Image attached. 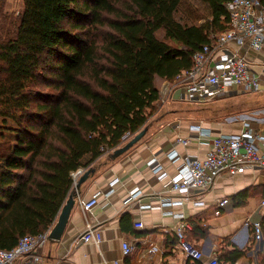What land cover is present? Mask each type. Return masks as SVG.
Listing matches in <instances>:
<instances>
[{
  "label": "trees",
  "instance_id": "1",
  "mask_svg": "<svg viewBox=\"0 0 264 264\" xmlns=\"http://www.w3.org/2000/svg\"><path fill=\"white\" fill-rule=\"evenodd\" d=\"M184 1L190 5L178 15ZM227 1L21 0L17 12L0 3V134L26 137L24 147L0 141V248L48 232L60 205L51 210L57 198L39 197L53 168L65 170L70 192L72 171L90 170L147 127L161 105L158 80L174 82L195 51L228 29ZM82 154L90 158L74 162ZM246 197L238 192L235 205ZM206 227L193 220L186 240L199 248L192 240ZM248 249L224 237L213 257L233 264Z\"/></svg>",
  "mask_w": 264,
  "mask_h": 264
},
{
  "label": "crops",
  "instance_id": "2",
  "mask_svg": "<svg viewBox=\"0 0 264 264\" xmlns=\"http://www.w3.org/2000/svg\"><path fill=\"white\" fill-rule=\"evenodd\" d=\"M264 2V0H262ZM229 50L239 49L235 42L227 44ZM248 60L251 70L258 76L261 87L250 91L257 95V108L252 111L233 110L227 114V120L210 121L195 120L183 117L178 107L172 104L164 110L162 105L166 97L171 93L177 99L181 97V89L178 84L160 79V107L149 119L147 130L133 146L115 159L109 156H101L91 163L90 173L79 187H71L75 191V202L70 211L67 223L59 239H48L40 249L44 256V264H114L115 260L122 264H180L182 251L178 244H171L174 235L173 226L180 220L176 214H182L188 223L186 230H193V220L201 219L207 233L200 238L192 240L203 251L204 260L213 257L219 251L224 237L238 248L249 249L244 256L233 264H264V226L260 239L253 237L251 223L259 220L264 225V206L260 200L264 197V167L247 166L242 172L229 176L223 172L213 185L206 191H196L187 199H180V195L167 191V178L160 179L153 172L148 161L155 157L168 176L176 172L185 155L202 156L208 148L206 142L197 138V132L189 126L191 123H201L204 128L211 130L212 135L218 133H239L244 129V119L251 121L252 127L259 130L258 144L264 148V40L259 49L244 46L239 49ZM159 83V82H158ZM177 87L175 90L169 88ZM242 89H234L231 97L242 96ZM179 95V96H178ZM229 96V95H228ZM182 98V97H181ZM242 102V100L240 101ZM256 110V111H255ZM255 111V112H253ZM253 113H255L253 115ZM250 117V118H249ZM8 125L13 126L12 121ZM3 127V126H2ZM0 141L8 140L14 146L24 147L26 137L22 136L19 142L16 133L2 131ZM1 133V130H0ZM9 134V138H7ZM189 137L186 144L179 143L178 138ZM175 150L178 157L171 158L169 153ZM17 156L22 155L16 152ZM74 155V151H73ZM173 157V156H172ZM74 162H86L89 154L73 157ZM5 164L8 160L3 161ZM58 162L63 164V157H58ZM16 163L12 166L18 170ZM113 191L106 196L112 181ZM68 178L63 168H53L48 184L41 193L39 199L45 195H53L57 198L51 204L50 209L57 206L58 212L48 229L52 231L61 206L66 202ZM138 190V196L130 195ZM247 190L248 197L243 205H235L234 195ZM97 194L104 208L98 216H85L80 207V201ZM170 196L174 203L170 207H159V199ZM221 198L228 201L222 206L217 205ZM150 205V207L148 206ZM91 222L101 233V241L96 244L79 242L77 239L83 233L86 222ZM192 220V222H191ZM136 223H142L137 227ZM185 230V231H186ZM129 241L133 245L130 255L122 254L121 244ZM151 244L157 245V252L149 251ZM219 264H227V262Z\"/></svg>",
  "mask_w": 264,
  "mask_h": 264
},
{
  "label": "built area",
  "instance_id": "3",
  "mask_svg": "<svg viewBox=\"0 0 264 264\" xmlns=\"http://www.w3.org/2000/svg\"><path fill=\"white\" fill-rule=\"evenodd\" d=\"M225 6L228 12V29L216 37L214 43L205 44L200 50L195 51L192 67L179 72L175 77L174 81L181 89L182 99L203 102L224 97L235 88L253 91L261 87L258 76L253 73L248 60L239 49L244 46L254 49L261 47L264 40V2L262 0H229ZM230 42H235L239 49L229 50L227 44ZM262 90L264 91V84ZM250 121L248 118L244 119V129L239 133L216 135H212L211 130L204 128L201 123H191L189 126L197 132L199 141L208 144L202 156L181 157L176 172L170 176L155 157L151 158L148 164L160 179L167 178V191L180 195V199H187L196 191H206L223 172L233 176L242 172L247 166L264 167V148L257 141L260 137L259 130L252 127ZM177 141L186 144L189 142V137L178 138ZM169 156L174 158L178 157V154L173 149ZM83 172V168H78L70 173L74 185ZM115 181L113 180L110 184L109 190L105 193L106 196L112 193ZM136 196H138V190L130 195L131 198ZM159 200L157 205L162 208L170 207L175 201L168 195ZM227 201V198H221L217 201V205L222 206ZM260 204L264 206V197L260 200ZM80 207L85 216L94 217L102 213L104 208L97 194L81 200ZM176 216L180 221L173 226V232L182 251L180 264L203 259V251L186 240L185 230L188 223L183 219V215L176 214ZM251 225L254 237L260 239L262 237L261 222L256 220ZM136 226L141 227L142 223H136ZM48 235V232L26 234L13 248H0V264H44V256L40 249L47 243ZM90 241L98 244L101 241V233L87 220L86 227L77 239V243ZM121 249L122 254L128 256L133 251V245L129 241H123ZM158 250L157 245L151 244L149 251L157 252ZM114 264L122 263L115 260ZM203 264H218V261L216 257H209Z\"/></svg>",
  "mask_w": 264,
  "mask_h": 264
},
{
  "label": "rangeland",
  "instance_id": "4",
  "mask_svg": "<svg viewBox=\"0 0 264 264\" xmlns=\"http://www.w3.org/2000/svg\"><path fill=\"white\" fill-rule=\"evenodd\" d=\"M20 2L21 0H0V3H3L4 5V9L9 12H17V10L20 7ZM192 4L194 8L204 11L199 3L193 2ZM189 5L190 4L187 1H184L183 2L184 7H182V9L179 10L178 15H180L181 12L184 11V9L187 10ZM204 13H206V11H204ZM202 21H204V18H201L199 20V22H202ZM158 35L160 37H163L164 31L160 30ZM158 82H159L158 84L160 85L161 82L160 81ZM171 87H172V84L169 85V88ZM176 88H177L176 86L172 87L173 90H175ZM245 92H250V91H245ZM228 95L224 97H217L215 99H211L208 101L194 102V101L182 99L181 97L180 98L178 97L177 99H175L174 97H172V94L170 93L166 97L165 102L162 105V108L164 110L166 107H169L172 104H175L178 107L179 113H181L183 117H189V118L199 120V121H202V120L220 121V120H227V114H230V112L233 110L252 111L253 109L257 108V106L259 105L256 101L257 95L251 92L243 93L242 96H239L236 98L231 97L230 93ZM241 100L242 102H240ZM254 114L255 113H253V115ZM0 123H1V119H0ZM8 123L11 124V122H8ZM0 128H3V127L0 126ZM9 137H10L9 134H7V138ZM58 157H62V156L60 155ZM104 157H107V155H104Z\"/></svg>",
  "mask_w": 264,
  "mask_h": 264
},
{
  "label": "water",
  "instance_id": "5",
  "mask_svg": "<svg viewBox=\"0 0 264 264\" xmlns=\"http://www.w3.org/2000/svg\"><path fill=\"white\" fill-rule=\"evenodd\" d=\"M147 127L143 128L141 131L136 133L132 138H130L125 144L122 146L116 148L113 150L109 157L111 159H115L119 155L123 154L125 151H127L131 146H133L138 140L141 139V137L144 135L146 132ZM91 170V169H90ZM90 170H86L83 172V174L79 177L77 183L75 184V187H79V185L85 181L90 173ZM75 191L72 190L68 193L67 195V200L66 202L61 206L59 213H58V218L57 221L52 229V231L48 235V239H59L64 227L67 223L70 211L74 205L75 202Z\"/></svg>",
  "mask_w": 264,
  "mask_h": 264
}]
</instances>
